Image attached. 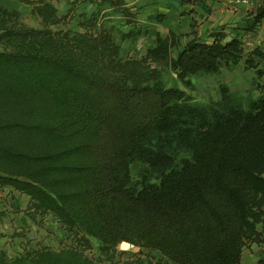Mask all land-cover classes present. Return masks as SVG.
Masks as SVG:
<instances>
[{"label":"trees","instance_id":"16d2710c","mask_svg":"<svg viewBox=\"0 0 264 264\" xmlns=\"http://www.w3.org/2000/svg\"><path fill=\"white\" fill-rule=\"evenodd\" d=\"M17 1L42 28L0 8V187L103 250L126 243L162 264H241L264 241V93L210 111L167 87L162 69L188 81L243 61L262 78L264 50L221 33L182 44L169 32L123 60L120 43L149 33L124 0H64V15L48 0ZM82 4L95 9L77 16ZM118 13L127 32L111 23ZM75 17L79 29L62 27ZM57 257L48 263L96 264L77 251Z\"/></svg>","mask_w":264,"mask_h":264},{"label":"rangeland","instance_id":"374dc122","mask_svg":"<svg viewBox=\"0 0 264 264\" xmlns=\"http://www.w3.org/2000/svg\"><path fill=\"white\" fill-rule=\"evenodd\" d=\"M48 1L57 7L60 15H64L70 9V5L64 0ZM162 1L124 0L127 7L132 8L130 11L135 14L132 19L136 26L145 27L149 33L141 36L134 43H120V57L123 60L143 58L153 46L152 36L155 33L165 36L172 32L181 39L182 44H185L196 34V31L198 32L197 23L190 12L177 15L175 13L177 11L174 10L175 12L165 14L167 12L162 8L163 6L158 8L163 4ZM261 1V7L264 6V0H257V6L253 10L260 8ZM0 8L8 13L18 12L21 25L34 29L42 28L39 18L32 13V5L19 3L17 0H0ZM93 9H95L94 5L82 4L81 8H76V15L83 11L90 13ZM156 14L166 15L164 24L149 20L150 16L154 17ZM111 21L114 26L125 32L133 27L124 24V18L120 13L114 15ZM62 27L79 29L77 17L69 20L68 24ZM115 41L119 43L118 36L115 37ZM157 68L161 69V66ZM162 78L167 87H177L186 93L193 104L207 106L210 111L212 109L221 111L224 107L235 104L245 108L264 93V77L259 78L254 69H246L243 61L236 67L222 64L220 73L201 75L188 81L179 80L172 70L163 68ZM223 94L226 95V101L222 99ZM29 200L27 196L21 195L12 188L0 187V264H50L48 261L52 262L62 252L68 251H77L82 258L96 264H162L156 252L130 244L124 249L120 244L117 248L103 250L97 239L87 237L85 240L82 235L75 236L56 223L51 216L36 214L30 208ZM259 230L264 233V227H259ZM252 245L254 244H249L244 251L250 249ZM261 263L264 264V260Z\"/></svg>","mask_w":264,"mask_h":264},{"label":"crops","instance_id":"0c3cea01","mask_svg":"<svg viewBox=\"0 0 264 264\" xmlns=\"http://www.w3.org/2000/svg\"><path fill=\"white\" fill-rule=\"evenodd\" d=\"M162 2L157 7L163 6L167 12L165 14L175 12L174 10L177 15L191 12L198 26V32L192 38L195 37L201 43L211 44L214 34L221 33L225 35V41L237 38L248 51L258 47L264 50V21L254 25L255 9L248 4L237 3L236 0H191L184 4L182 0ZM261 5L262 1L259 2V6ZM263 260L264 243L254 244L250 249L243 250L241 264H262Z\"/></svg>","mask_w":264,"mask_h":264},{"label":"built area","instance_id":"2783aa9c","mask_svg":"<svg viewBox=\"0 0 264 264\" xmlns=\"http://www.w3.org/2000/svg\"><path fill=\"white\" fill-rule=\"evenodd\" d=\"M236 2L237 3L248 4V5L253 6V7L257 6L256 0H236Z\"/></svg>","mask_w":264,"mask_h":264},{"label":"water","instance_id":"95a60500","mask_svg":"<svg viewBox=\"0 0 264 264\" xmlns=\"http://www.w3.org/2000/svg\"><path fill=\"white\" fill-rule=\"evenodd\" d=\"M127 244L126 243H122L121 247L122 249L126 248Z\"/></svg>","mask_w":264,"mask_h":264}]
</instances>
